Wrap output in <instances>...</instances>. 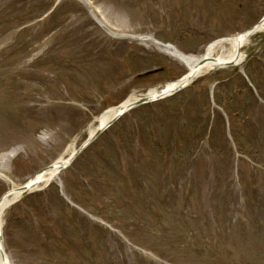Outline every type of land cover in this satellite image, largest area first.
<instances>
[{"label":"rangeland","instance_id":"374dc122","mask_svg":"<svg viewBox=\"0 0 264 264\" xmlns=\"http://www.w3.org/2000/svg\"><path fill=\"white\" fill-rule=\"evenodd\" d=\"M87 1L112 31L196 56L264 14V0ZM242 52L256 89L239 75L215 86L241 65L203 74L190 96L124 113L41 196L10 207V262L264 264V32ZM186 73L154 43L109 35L83 0H0V196L79 147L108 108Z\"/></svg>","mask_w":264,"mask_h":264},{"label":"bare ground","instance_id":"6f19581e","mask_svg":"<svg viewBox=\"0 0 264 264\" xmlns=\"http://www.w3.org/2000/svg\"><path fill=\"white\" fill-rule=\"evenodd\" d=\"M264 32V15L262 16L260 23L256 26V29L252 34H238L233 37L224 38L221 40H216L210 43L204 54L196 56V55H186L180 51H177L172 47H162L167 53L171 54L174 58L179 60L181 63L188 67V77L191 80L196 79L197 77L207 74L210 71H214L215 69L226 67V66H236L241 64L244 60L245 55L242 52V47L248 44L250 41V37L257 33ZM143 41H149L153 43L151 37H143ZM200 61H203L201 64ZM186 78V77H185ZM183 79H179L175 82L169 83L168 86L172 89L174 86L179 85ZM189 79L188 82L191 80ZM184 83V82H182ZM154 90H149V93H152ZM147 94V95H148ZM139 96V95H138ZM138 96L136 94H131L128 98H126L120 105L116 107H111L105 112H103L100 116H98L95 121L90 124L87 129V136H92L97 128L100 126H104L109 123V121L115 117L121 111L127 109V107L137 100ZM76 146L72 143L68 149L52 163L51 168L45 169L43 173L38 175L35 178H31L26 184L30 186L28 191L36 190L46 183H48L51 179H55L57 175L60 173V170L68 164V157L72 154L74 150H76ZM32 186V187H31ZM23 191L18 190L17 185H13V188L10 189L0 200V264H11L8 260V255L5 253V247L3 245L2 239V231L4 227V216L6 211L11 205L20 198Z\"/></svg>","mask_w":264,"mask_h":264}]
</instances>
